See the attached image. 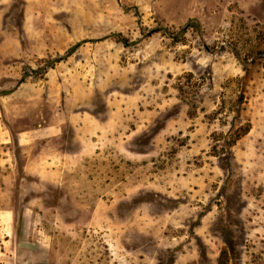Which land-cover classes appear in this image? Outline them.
<instances>
[{
	"label": "rangeland",
	"instance_id": "rangeland-1",
	"mask_svg": "<svg viewBox=\"0 0 264 264\" xmlns=\"http://www.w3.org/2000/svg\"><path fill=\"white\" fill-rule=\"evenodd\" d=\"M222 251L264 264V0H0V264Z\"/></svg>",
	"mask_w": 264,
	"mask_h": 264
},
{
	"label": "crops",
	"instance_id": "crops-1",
	"mask_svg": "<svg viewBox=\"0 0 264 264\" xmlns=\"http://www.w3.org/2000/svg\"><path fill=\"white\" fill-rule=\"evenodd\" d=\"M18 140L22 141V142L25 141L23 135L19 136ZM40 154H38L34 159L29 158L30 160H28V164L32 165V169H33V170H29V172H32V171L37 172L38 171L37 167H39V164H40V166H42V164H44V166L55 165L54 161L57 163L58 166L60 164H62V166L64 167L65 165H67V161L69 159V155L60 153L59 151L54 153V151L52 149H49V154H47V155H40ZM45 156H47V157H45ZM40 160H41V162H40ZM28 164L25 165L26 171L28 168ZM59 170H60V168H57L56 172H58Z\"/></svg>",
	"mask_w": 264,
	"mask_h": 264
},
{
	"label": "trees",
	"instance_id": "trees-1",
	"mask_svg": "<svg viewBox=\"0 0 264 264\" xmlns=\"http://www.w3.org/2000/svg\"><path fill=\"white\" fill-rule=\"evenodd\" d=\"M249 125L247 124V126H245L244 128L243 127H240L238 128L235 136L229 140L228 142H226V147H225V151L226 153L223 154L224 155V160L227 162V164L225 165L226 166V169L229 167V163H228V160H230V155H231V152H230V148L234 145V143L244 134L248 133L249 131ZM222 169H224V167L222 166ZM225 256H226V253L225 251H222L221 254H220V258H219V264H225Z\"/></svg>",
	"mask_w": 264,
	"mask_h": 264
}]
</instances>
